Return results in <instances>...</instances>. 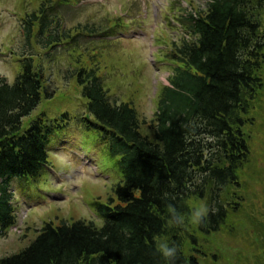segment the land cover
I'll return each mask as SVG.
<instances>
[{
	"label": "trees",
	"instance_id": "obj_1",
	"mask_svg": "<svg viewBox=\"0 0 264 264\" xmlns=\"http://www.w3.org/2000/svg\"><path fill=\"white\" fill-rule=\"evenodd\" d=\"M70 1L46 0L25 15L21 72L13 83L0 76V236L16 224L10 182L40 175L50 139L68 119L40 116L23 129L44 89L34 47L54 53L80 35L53 13ZM184 15L186 36L173 48L178 66L171 87L160 93L152 134L142 131L146 121L132 104L112 101L98 68L76 71L87 112L98 123L92 125L110 139V153L120 156L118 203H95L103 224L46 223L28 247L0 264H202L196 234L222 232L244 204L247 127L255 124L252 113L264 88V0H210L205 10ZM201 202L208 213L194 227L191 211ZM168 205L185 217L182 225L172 222ZM159 242L175 246L176 257L166 259Z\"/></svg>",
	"mask_w": 264,
	"mask_h": 264
},
{
	"label": "rangeland",
	"instance_id": "obj_2",
	"mask_svg": "<svg viewBox=\"0 0 264 264\" xmlns=\"http://www.w3.org/2000/svg\"><path fill=\"white\" fill-rule=\"evenodd\" d=\"M44 1L0 0V76L10 83L21 72L25 49L21 20ZM209 1L74 0L69 2L73 5L55 7L53 13L62 18L65 29L83 35L54 53L34 47L44 89L38 106L24 118L23 129L40 115L53 122L67 114L68 120L50 140L49 167L38 178L10 185L17 223L0 237V258L28 247L46 222L85 220L101 226L94 203L107 204L110 199L115 200L113 205L118 203L115 189L123 182L120 156L110 153L111 141L95 127L98 123L85 120L87 101L76 71L98 68L112 100L134 105L146 121L142 131L152 134L149 126L159 95L176 68L173 48L184 36L181 18L205 10ZM85 26L95 30L93 36L87 35L91 32ZM257 97L251 112L255 124L247 127L251 159L241 172L244 204L222 232L210 237L196 234L204 252L202 264H264V88ZM197 204L206 207L204 202Z\"/></svg>",
	"mask_w": 264,
	"mask_h": 264
},
{
	"label": "clouds",
	"instance_id": "obj_3",
	"mask_svg": "<svg viewBox=\"0 0 264 264\" xmlns=\"http://www.w3.org/2000/svg\"><path fill=\"white\" fill-rule=\"evenodd\" d=\"M168 211L172 215V222L176 225H182L185 217L176 212V209L172 205H168ZM207 207H195L191 211L190 220L192 223H200L202 219L207 215ZM157 251H159L166 259H174L177 254V248L175 246H169L167 242H159L157 244Z\"/></svg>",
	"mask_w": 264,
	"mask_h": 264
}]
</instances>
